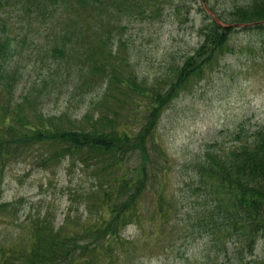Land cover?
<instances>
[{
    "label": "rangeland",
    "instance_id": "rangeland-1",
    "mask_svg": "<svg viewBox=\"0 0 264 264\" xmlns=\"http://www.w3.org/2000/svg\"><path fill=\"white\" fill-rule=\"evenodd\" d=\"M186 1L191 6L189 13L185 7L175 11L167 0H160L155 3L154 11L147 8L131 18L121 17L118 30L113 33L112 53L108 55L104 51V56L99 58L104 61L98 63L100 67L105 64L106 70L112 72L114 83L108 94H103L104 84L99 78H88L91 74L102 76V67L83 77L79 59L46 53L50 42L43 37L46 34L43 32L37 34L38 41H28L22 46L21 75L11 97L21 102L29 95L31 102L20 107L22 113L29 115L67 112L79 128L95 125L101 130L111 128L131 135L141 134L148 121L142 109L146 99L126 86V77L134 73L138 82H144L149 88L153 85L158 90L164 88L161 92L168 90L174 66L202 40L199 32L203 19H218L217 15H225L234 1L244 0ZM244 27L242 24L236 27L228 51L191 79L188 88L179 91L159 115L156 145L150 146L147 152L151 155L162 150L166 159L158 158L152 165L146 164L148 179L138 197L134 199L132 192H123L124 196L116 193L123 176L137 178L141 156L145 159L143 150L129 153L121 166L118 159L97 156L99 153L92 150L73 155L62 153L66 156L48 159L47 150L36 143L24 148V156L21 154L0 168V203L20 199L16 213L0 215V235H9L30 216L47 212L56 226L63 223L64 234L80 230L77 220L109 219L112 216L107 206L98 207L102 202L101 185L112 190L113 197L109 200L112 208L121 210L133 198L134 212L126 213L123 218L131 219L132 223L120 231V236L132 240L133 244H112V259L101 250L82 255L77 264L228 263L232 255L229 252L234 251L229 232H219V245L212 244L211 235L204 232L209 228L206 220L195 225V219L189 215L197 213L187 212L193 204L196 211L202 209L203 189L193 190L197 181L192 168L206 145L218 140L227 148L229 131L241 125L250 134L264 124V28ZM41 75L47 78L37 79ZM137 104L140 112L134 110ZM87 110L86 118L83 114ZM100 116H103L101 121ZM107 116L116 120L111 122ZM83 157L87 158L86 163L81 161ZM194 194L199 196L194 198ZM165 197L171 199L163 200ZM88 202L92 211L87 208ZM226 246L229 252L224 255ZM254 252L256 256L262 254L260 248ZM247 254L242 251L239 259ZM253 261L241 259V264L260 263L258 259Z\"/></svg>",
    "mask_w": 264,
    "mask_h": 264
},
{
    "label": "trees",
    "instance_id": "trees-1",
    "mask_svg": "<svg viewBox=\"0 0 264 264\" xmlns=\"http://www.w3.org/2000/svg\"><path fill=\"white\" fill-rule=\"evenodd\" d=\"M158 1L160 0H0L1 169L12 159L19 158L25 147L36 143L47 150L48 159H54L58 155L66 156L62 153L73 155L92 150L99 153L97 156L118 159L121 166L125 156L140 149L144 151L145 159L141 156L142 166L137 171V178L133 179L132 175L125 174L119 181L118 191L116 190V195L132 192L130 195L134 199L138 197L148 179L146 164L152 165L158 158L166 159L162 150L151 155L147 152L150 146L156 145L159 115L179 91L188 88L191 79L202 74L203 69L215 61L217 56L228 51L238 24H245L244 29L264 28V0L234 1L225 15H217L218 19H203L200 26L202 41L192 51L183 54L174 66L168 90L161 92L164 88L158 90L153 85L149 88L144 82H138L134 73L126 77V86L135 89L146 99L142 109L148 121L141 134L131 135L128 131L111 128L101 130L95 125L79 128L68 118L67 112L48 116L39 112L32 115L22 113V104L31 102L29 95H25L21 102L15 101L11 96L21 75L19 66L21 67L22 61L19 57L24 51L22 46L28 41H38L37 34L43 32H46L43 37L50 42V50H46V53L79 59L83 77L87 72L93 73L102 67V76L91 74L93 76L88 78H99V82L104 84L103 94H108L114 83L112 72L106 70L105 64L100 67L98 63H103L104 58H99L104 56V51L108 55L112 53L113 33L118 30L121 17L131 18L134 14H142L147 8L154 11V5ZM167 2L175 11L183 7L187 13L191 10L186 0ZM84 69L87 71H82ZM46 78L47 75H41L37 79ZM138 106L139 104L134 109L136 112H140ZM29 109L35 110L31 106ZM87 112L88 110L83 114L86 118ZM107 117L111 122L116 120V117ZM141 117L143 118V114ZM102 118L100 116L99 121ZM247 131L239 125L236 130L229 131L227 148L219 144L218 140L213 141L206 145L204 153L193 163V178L196 176L197 181L193 190L203 189L202 209L196 211L193 204L187 213H197L196 216L189 215L195 219V225L206 220L209 228L204 232L211 235L209 238L212 244L219 245V232H229L234 251L229 252L226 246L224 255L228 252L232 255L229 256V261L225 260L228 263L220 264H241V259L246 258L251 262L258 259V264H264V124L249 132L250 134ZM86 160V157L81 159L83 163ZM125 170L131 172L128 168ZM99 190L102 192V202L98 207L105 209L107 206L111 218L88 217L84 221L77 220L76 223L81 225L80 230L64 234L63 223L56 226L48 212L37 217L28 216L11 234L0 235V264H77L82 255L101 250L112 259V244H133L132 240L127 241L120 236L121 229L132 223L131 219L123 218L126 213L134 212L136 204L133 203V198L119 210L109 205V200L113 197L112 190H106L101 185ZM190 192H193L192 188ZM159 193L164 197L161 188ZM90 196L87 197L88 201ZM198 196L194 194V198ZM19 203L20 199L0 203V215H13ZM171 207L172 204L168 206V210ZM87 208L92 211L90 202ZM66 219L68 221V215ZM256 248H260L261 256H256ZM244 250L248 254L239 259ZM235 256L237 257L233 260Z\"/></svg>",
    "mask_w": 264,
    "mask_h": 264
}]
</instances>
